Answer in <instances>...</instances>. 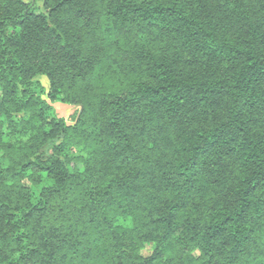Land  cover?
<instances>
[{
	"label": "trees",
	"instance_id": "trees-1",
	"mask_svg": "<svg viewBox=\"0 0 264 264\" xmlns=\"http://www.w3.org/2000/svg\"><path fill=\"white\" fill-rule=\"evenodd\" d=\"M0 264H264V0H0Z\"/></svg>",
	"mask_w": 264,
	"mask_h": 264
},
{
	"label": "rangeland",
	"instance_id": "rangeland-1",
	"mask_svg": "<svg viewBox=\"0 0 264 264\" xmlns=\"http://www.w3.org/2000/svg\"><path fill=\"white\" fill-rule=\"evenodd\" d=\"M37 79L41 82L44 86L45 90L48 89V80L45 76H37ZM53 110L52 112L57 115L58 117L64 118V120L68 123H72L74 115H75V108L74 106L59 103V102H50Z\"/></svg>",
	"mask_w": 264,
	"mask_h": 264
}]
</instances>
